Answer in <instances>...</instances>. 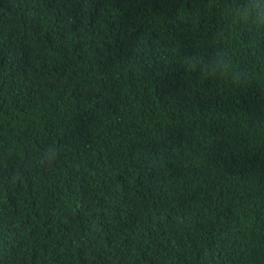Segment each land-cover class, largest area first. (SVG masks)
<instances>
[{
	"label": "trees",
	"instance_id": "1",
	"mask_svg": "<svg viewBox=\"0 0 264 264\" xmlns=\"http://www.w3.org/2000/svg\"><path fill=\"white\" fill-rule=\"evenodd\" d=\"M224 23L210 0H0V264H264V31L228 29L246 87L183 63Z\"/></svg>",
	"mask_w": 264,
	"mask_h": 264
},
{
	"label": "clouds",
	"instance_id": "2",
	"mask_svg": "<svg viewBox=\"0 0 264 264\" xmlns=\"http://www.w3.org/2000/svg\"><path fill=\"white\" fill-rule=\"evenodd\" d=\"M211 6H220L224 25L212 35L213 44L207 58L190 55L184 58V69L188 76L193 73L203 80L215 79L233 89L246 87L250 74L237 66L234 56L225 46L229 26L251 24L257 31H264V0H210ZM35 163L40 168H54L59 159L56 145L48 144L36 154Z\"/></svg>",
	"mask_w": 264,
	"mask_h": 264
}]
</instances>
